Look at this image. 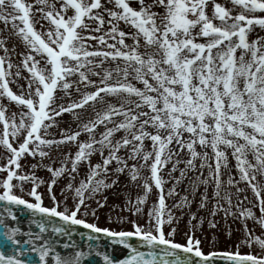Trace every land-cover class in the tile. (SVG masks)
<instances>
[{
    "label": "snow or ice",
    "instance_id": "1",
    "mask_svg": "<svg viewBox=\"0 0 264 264\" xmlns=\"http://www.w3.org/2000/svg\"><path fill=\"white\" fill-rule=\"evenodd\" d=\"M33 4L40 7L33 10ZM231 4L240 11L233 14L230 8L212 0L210 18L205 11L208 0H136L135 5L132 0H0V20L5 26L9 20L22 22V27L13 23L12 35L25 45L27 51L20 53L21 63L30 73L24 78L27 84L20 85L22 91L13 92L7 77L21 76L19 70L12 73L13 64L8 58L15 46L9 49L8 37H0V97L18 106L7 116L8 105H0V149L6 153V163L0 165V249L11 246L10 251L0 250V264H85L90 257L97 258L96 264H211L217 256L232 264H264V256L251 253L203 252L193 229L200 227L204 218L192 224L196 220L194 212L189 214L184 242L176 240L174 214L166 207L165 180L160 175L169 162V174L175 172L181 161H174V157L186 149L189 159L174 179L179 182L186 169L195 172V160L199 158L201 176L203 169H208L207 176H198V183L193 182V192L204 185L199 207L211 202L210 215L223 211L227 217L232 214V194L228 191L221 195V169L228 167L230 149L240 179L235 181L229 175L227 185L247 183L260 215L255 216L250 209H242L240 215L254 218L264 228V36L248 38L254 27L264 29V15H260L264 14V0H231ZM33 11L49 22L46 32L34 27L37 21L33 20ZM121 21L134 31L120 30ZM105 23L110 25L106 31ZM125 37L130 38V44ZM196 37L206 39L197 42ZM36 56L45 61L42 67H38ZM107 61L114 66L105 67ZM73 75L78 79H67ZM73 84L80 98L65 103L64 97L70 95ZM81 85L90 90L81 92ZM89 102L94 116L77 125L79 131L69 134L60 128L59 138L52 133L61 123L57 118L68 113L79 120L74 110ZM99 125H103V131L97 139L94 133ZM81 132L88 137L78 142L74 155L65 153L60 167L45 163L46 157L52 160L53 146L59 149L68 142H77ZM117 132L123 135L116 138ZM146 139L151 141L150 150L144 143ZM197 145L210 152L198 151ZM121 148H127V159L136 163L129 165L124 156L118 155ZM94 153H99L102 164L90 162ZM27 156L35 162L25 171L21 160ZM112 161L114 169L108 167ZM80 162H88L87 180L73 187L72 173ZM126 168L132 182L140 181L137 186L143 194L127 201L125 210L133 216L142 212L153 187L157 201L148 209L144 223L128 220L131 230L101 226L96 209L85 201L95 199L96 208H102L107 197L96 199L97 194L117 180L106 183L97 177L109 171L124 173ZM145 168L147 175L141 171ZM36 170H47L50 178L45 180ZM65 172L69 179L60 187L58 199L53 185ZM45 184L47 204L44 193L38 191ZM242 191L236 187L237 194ZM174 194L175 186L167 191L168 196ZM190 203L184 196L173 207ZM13 207L21 213L26 211L27 223L39 231L10 226L5 216L19 224ZM115 219L123 223L127 218ZM107 220L111 224L113 217L109 215ZM165 225L169 226L167 231ZM209 226L214 228L215 223L209 221ZM244 231L249 246L255 242L264 248V239L251 234L246 224ZM77 234L95 243H88L87 250H83L74 239ZM102 238L127 249V254L115 258L101 250Z\"/></svg>",
    "mask_w": 264,
    "mask_h": 264
},
{
    "label": "rangeland",
    "instance_id": "2",
    "mask_svg": "<svg viewBox=\"0 0 264 264\" xmlns=\"http://www.w3.org/2000/svg\"><path fill=\"white\" fill-rule=\"evenodd\" d=\"M26 3H32V0H25ZM58 2V0H56ZM136 0H132V3L135 5ZM217 3H221L222 5L228 7L231 9L232 13L235 14L236 12L240 11V8L237 6H234L231 4V0H216ZM40 7V5L33 4V10L35 8ZM206 13L211 18L212 16V0L208 1V6L205 9ZM260 14V13H258ZM40 12L33 11L32 17L34 21H37L34 23V27L40 31V32H46V30L50 27L49 22L46 19H42ZM106 19L107 14L104 13ZM264 15V14H260ZM37 18H40L37 20ZM13 23L16 25L22 27V22L19 20L17 21H11L9 20L7 26H5L4 21L0 20V37L7 36L8 39L6 41L7 46L9 49H12L13 46H15V52H11L9 54V59L11 60L13 64V68L11 69L12 73L15 74L17 70L20 71L21 76L15 77L10 76L7 77L9 79V87L13 90V92L19 94L22 89L20 88V85H26L27 81L24 79L25 77H28L30 73L22 66V60L23 57L20 55L21 52H26L25 45L23 42L19 39L17 36H13ZM213 23L219 24L218 20H213ZM110 27L107 23L103 26V30H107ZM118 28L123 31H129L134 29H131L129 25L124 24L122 21L118 23ZM93 35H99V33H93ZM264 36V29L257 27H254L253 31L249 33V40L255 39L257 36ZM46 38V37H45ZM206 38L203 37H196L197 42H204ZM126 43H131L130 38L125 37ZM109 43H114V41L109 40ZM95 43V42H93ZM119 47V45H117ZM0 55H3V50L0 49ZM37 60H40V64L38 67H42L45 64L44 60H41L39 56H36ZM119 61H117L118 63ZM19 65V68L17 66ZM7 65H5L6 67ZM114 66L111 61H107L105 63V67H111ZM99 71V69H97ZM92 79H98L97 77L93 76ZM70 81H75L78 79V75H73L70 77H67ZM133 83H137L136 81H132ZM137 86H141L137 84ZM81 87V92L88 91L90 89H86ZM76 85L73 84L70 89V95L64 97L65 103L69 101H76L80 98V93L75 91ZM23 91H27L26 87L23 89ZM60 91L59 89L57 90ZM7 104V110L6 115L11 116V113L13 111L18 110V106L15 105L14 102H8L5 98L0 97V105ZM101 105L99 103L96 104V108L99 109ZM79 116V120L72 119L70 114L65 113L63 114L62 118H57L61 120V123L59 125V128H53L51 131L54 134H57V138H59L58 134L60 131V128L66 129L69 134L73 131H79L77 125L81 124L82 122H85L87 120H90L94 116L93 108H92V102H89L86 104L83 108L75 109ZM114 119L119 120L120 117H115ZM111 127V125H109ZM0 129H2V124H0ZM103 131V125H99L97 127V130H95V136L97 139H99V132ZM116 138H119L121 135H123L122 132H117L114 134ZM188 134L185 133V136ZM88 134L86 132H81L80 136L77 138V142H68L62 146L59 147V149L56 148V146H53L52 150L50 151V156L52 157V160L49 161V159L45 158V163H52V166L60 167L61 163L65 160V153H70L71 155H74V153L77 151L78 148V142L79 141H85L87 140ZM146 147L150 150L151 149V141L145 140ZM130 147V146H129ZM48 150V149H45ZM198 151H209V149H200L197 145ZM127 148H121L118 155L124 156L127 163L133 164L136 163V161L127 159ZM229 156H228V167L221 169V180L223 181L221 185V195L223 196L225 192L230 191L231 192V198H232V214L225 217V214L223 211H217L215 216L210 215L211 209H212V203L206 202V205L204 208L199 207V201H200V195L204 191V185L200 184L198 188H196L195 192H193V189L195 187L194 181L198 183L196 178L198 176H201V170H200V160L197 158L195 160L196 164V170L193 172L191 169H186V175L184 177H181L179 182H177L174 178L180 176V169L185 168L184 161H187L189 159V155L187 153V150H183L179 152L178 156L174 157L175 160H180L181 162L177 165V170L175 172H172L169 174V169L172 166V162H169L165 167L161 170L160 175H162L163 179L165 180L164 184V192H165V203L167 209H171V212L174 214L173 219V225L176 226L177 232H176V240L180 242H184V232L188 230V220H189V214L195 213L196 214V220L192 221V224H196L197 220H199L201 217L204 218L203 224L193 229V235L195 238H199L201 243L200 247L203 252L207 253L209 251H229V252H236L239 251L241 254H248L251 253L253 255H259L264 256V248L259 247L255 242L249 246L245 241L248 239V236L245 234L244 226L247 225L249 231L251 234L255 236H259L261 239H264V228H262L258 223H256V220L254 218H248L246 216L242 217L240 215V211L242 209H250L255 216H259V208L258 206H255L257 204L256 198L254 194L252 193L250 187L247 186V183L244 181H240L238 185L236 186H229L227 185V180L229 175H231L232 179L235 181H239L240 174L238 170L235 167L236 161L235 159L230 155L231 150H228ZM107 154V149L105 150V155ZM249 160H252L251 154L249 153L248 156ZM36 160L39 159V157L35 158ZM90 162L92 164L101 163L102 159L99 155V153H94L90 158ZM35 160L31 156H27L21 160V164L25 165V171L30 170L28 165L31 163H34ZM254 162V161H252ZM6 163V153L3 149H0V165H4ZM209 163H213L212 160H209ZM214 166V165H213ZM67 167L71 168V159H68ZM110 169H114L116 167L115 161H112V163L108 166ZM142 173L144 175L148 174L147 168L141 169ZM88 162H80L77 166L76 172L72 173V176L75 177L74 180H72L73 187L79 186V183L81 180H87L88 176ZM128 169L126 168L124 173L117 174L113 171H109L107 174H101L97 178H103L105 179L106 183H111L113 179L117 180V183L114 184L110 188L104 189L101 193H98L96 196V199H103V197H107L106 202L104 203V206L102 208H96V202L95 199L88 200L86 199V203L90 205L91 208H95L97 211V214L99 216V223L101 226H109L114 227L117 229L123 228L125 230H131V225L128 223V220L135 219L138 223H144L147 220V211L149 208L153 206V204L157 201L156 196V189L153 187L152 193L149 195L147 201L143 205L142 212L137 213L135 216L132 215L131 211L125 210V205L127 201L132 200L135 201L136 197L138 195L143 194V189L141 187H138L137 184L140 183V181L132 182L130 178L128 177ZM208 169H203V176H207ZM36 174L45 180H48L50 178V173L47 170H36ZM0 175H3V173H0ZM201 176V179L203 178ZM68 173L65 172L61 177L57 178V183L53 185V192L57 195V198L60 199V187L68 182ZM175 186V194L172 196L167 195V191L169 188H172ZM240 187L243 189V191L239 194L236 193V187ZM47 185H41V187L38 189V191L44 193L45 195V203L47 204L49 201L47 199V192H46ZM87 196V192L85 193ZM212 194V185H208V195L211 197ZM186 196L189 201H191L190 204L184 205L182 208L173 207L177 203V201H180L182 197ZM244 196H247V199H242ZM28 198V197H26ZM69 199H71V196H69ZM220 203L224 205V207H228L226 202L221 199ZM239 204V208H237V205ZM181 212H183V215H181ZM167 211H165V218L167 216ZM111 215L113 217V222L111 224H108V216ZM126 217L127 219L123 223H117L116 217ZM178 218V223H177ZM209 221H213L215 223V227L209 226ZM168 225H165V230H168ZM230 233V235H229Z\"/></svg>",
    "mask_w": 264,
    "mask_h": 264
},
{
    "label": "water",
    "instance_id": "3",
    "mask_svg": "<svg viewBox=\"0 0 264 264\" xmlns=\"http://www.w3.org/2000/svg\"><path fill=\"white\" fill-rule=\"evenodd\" d=\"M13 212L15 215H17V217L19 219V224L16 225V222L12 221L11 218L5 216L6 222L10 226H19L22 229V231H27L29 229V227H31L32 231H39L34 225L29 226V224L27 223L28 213L26 211L21 213L20 209L13 207ZM17 238L21 239V240L26 239V237H24V236H18ZM62 239H67V238H62ZM74 239H75L76 243L83 250H87V244L88 243H95V242L87 241V239L85 237H81L78 234L76 236H74ZM132 242L134 243L135 241L133 240ZM100 244H101V250L108 251L109 254L114 256L115 258H122L124 255L127 254V249H124L120 245H110L109 242L104 238L101 239ZM0 250L10 251L11 246H8L7 249H0ZM58 250H62V249L58 248ZM32 255L34 257V254H32ZM96 260H97V258L90 257L87 261H85V264H96ZM211 264H232V262L228 261L227 259H225L223 257L217 256L211 260Z\"/></svg>",
    "mask_w": 264,
    "mask_h": 264
}]
</instances>
